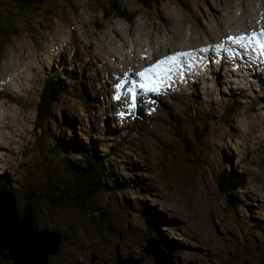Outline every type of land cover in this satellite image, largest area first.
<instances>
[{
  "label": "rangeland",
  "instance_id": "374dc122",
  "mask_svg": "<svg viewBox=\"0 0 264 264\" xmlns=\"http://www.w3.org/2000/svg\"><path fill=\"white\" fill-rule=\"evenodd\" d=\"M223 1L227 3V0H165L147 9L142 5L144 0H120L130 19L136 16L130 23L121 18L105 16V10L108 15L112 11L109 6L112 0H54L48 4L45 2L38 14L17 10L10 2L0 0V70L6 62L18 60L24 51L41 53L37 67L39 71L34 69L32 73V69L28 68L29 73L25 74L28 77L23 78L25 86L13 89V93L5 88L1 90V101H5L8 108L4 111V118L8 116L11 120L7 125L0 123V190L3 178L9 185V192L17 198L20 210L32 204L39 229L48 228L64 235L66 242L50 264H118L119 256L123 259L144 258L143 264H156L145 255L143 248L145 239L157 237L156 233L153 234L155 236L150 235L153 232L148 228V222L158 218L167 222L164 224L174 223L173 228L168 229V235L186 247L180 255L172 258L175 264H264V231H254L257 229L255 220L264 225V109L260 106L264 101H260L261 97H251L245 101L242 96L224 91L227 96L216 94L215 101L200 103L195 100L197 104L191 106L197 95L206 100L203 89L197 95H192L188 90L193 83L187 82L184 92L173 83L170 91L161 95L162 99L152 98L156 103L152 107H145V117L149 121L143 125L140 121L134 124L135 118L129 119L131 115L126 113L123 116L116 113L114 116L110 107L114 110L119 107L112 105L113 98L107 97L108 90L105 102L96 101L90 109H85L82 102L67 96L65 104L68 102L73 108L80 109L79 113L74 111V117L87 134H92L98 143L105 140V144L111 148L124 143L120 154L129 150L133 152L131 171L143 177L147 186H144L145 191L151 196L122 192L112 186L108 190L106 187L110 181L105 177L102 184L105 185L104 191L81 204L74 186L77 177H65L66 180L59 176L62 171L55 168L52 158L47 159L44 155L45 148H52L51 141L47 140L50 134L46 133L45 137L44 129L36 130L37 109L45 81L48 76L61 71L53 67L60 55L52 54L49 64H42V61H45L47 53L53 52L55 45L52 38L58 36L59 29L65 32L60 35L71 38L72 22L75 17L81 16L82 6L89 22L87 31L77 23L82 38L86 32L114 36L113 33L119 35L127 30L130 38L133 35L138 40L139 28L146 27L150 37L146 39L148 45L143 43L146 42L144 39L140 43L150 49L151 38L155 40L156 32L163 31L158 28L165 29L163 19L171 29L178 27L176 19H182L183 23L194 21L200 28V23L204 25L207 17H212L214 13L221 14L225 5ZM253 4L259 6L260 1L255 0ZM259 7L264 10L263 6ZM114 28L117 30L113 32ZM5 31L10 33L8 37ZM181 36L180 33V39ZM205 37L208 38L206 34ZM166 40L176 39L166 33ZM107 43L104 41L105 45ZM130 44L126 53L134 50ZM66 46L70 47L63 53L66 62L72 60L74 55L77 60L70 67L63 65L62 68L69 67L66 70L68 73L73 76L78 74L82 78L83 68L80 64L85 68V64L94 62L92 58L89 60V55H99L91 49L93 42L87 49L77 44V52L71 50L73 47L70 44ZM117 46L124 48L126 42L119 39ZM145 53L143 47H137L132 58ZM28 54H22V58ZM157 54L164 57L162 53ZM154 57L152 54L142 56L149 59L151 64L156 62ZM108 59L103 57V61ZM109 60L116 62L111 58ZM117 60L120 61L119 68L126 70L128 65L124 63L127 60L119 55ZM202 69L205 70L206 65ZM30 74H35L32 80ZM126 77L130 75L127 73ZM108 79L105 81L101 78V81L107 83L112 93L115 90ZM221 90V86L216 89L217 93ZM251 92L256 93L254 90ZM187 93L190 96L187 97ZM58 115L61 117L60 110ZM112 120L118 124L116 128L114 123L110 124ZM207 127L209 132L205 131ZM198 134L203 139L197 138ZM42 137L46 140H41ZM188 141L190 148L186 145ZM112 164L115 169L124 170L121 164ZM52 170L58 175H51ZM225 171L244 174L248 180L244 188L230 196L232 205L218 186V178ZM25 179L28 180L27 184ZM33 193L40 199L31 198L28 201L27 197ZM76 193L77 200L74 199ZM63 196H67L65 201ZM137 198L145 207L152 209L150 214L140 213L136 207ZM234 207H238L237 211Z\"/></svg>",
  "mask_w": 264,
  "mask_h": 264
},
{
  "label": "bare ground",
  "instance_id": "6f19581e",
  "mask_svg": "<svg viewBox=\"0 0 264 264\" xmlns=\"http://www.w3.org/2000/svg\"><path fill=\"white\" fill-rule=\"evenodd\" d=\"M229 1L230 0H227L226 4L223 1V4L225 5L223 9L221 10L222 12H220L222 16L219 13H214L212 17H207L209 19L205 17L206 22L204 23V25H201L200 23V28L197 27L196 24H194V21H192L193 23L191 22L183 23L182 19H176L175 22L178 25V27H173L171 29L169 28L168 24L165 23L166 22L165 19H163V24L165 26L164 27L165 29H162L161 27H159L158 30L160 29L163 31L162 32L155 31L156 32L155 36L156 35L157 36L155 37V40L151 38L150 41L152 42L150 43L152 44V46L150 49H147V47L143 46L140 43V42H143L142 40L144 39L146 42H143V43L148 45L146 39L147 38L150 39V37L148 33L149 29L146 27L139 28L140 30H139L138 40L133 35H132V38H130L129 37L130 32H127V30H125L126 32L121 31V34L119 35L113 33L114 36L109 33H107V35H103L102 33L99 35H96L94 32H86V33H83L82 36L84 38H82L80 36L81 34L79 33L77 29V25H78L77 23H79L81 25V28L84 29L85 31H87V27L89 24L88 19L84 14L85 8L82 6L81 16L79 18L75 17L74 18L75 21L72 22L73 24L71 27L72 30L70 34L71 38L70 36L68 37L66 35H64L63 37L62 35L65 32L60 29L58 31V36H54L52 38L53 43L55 45L53 49L51 48L53 52L50 51L49 53H47L46 59L45 61H42V64H45L47 62L49 64L51 61L52 54H58L60 55V57L58 58L57 62L55 63L53 67L56 66L58 67V71L59 70L61 71L57 73L55 72V74L52 76H48L45 81L44 87L46 86L47 81L49 79H54L56 83L63 82L64 87L62 85L61 86L63 90H65V93H66L65 96L66 97L71 96L72 99H81V100L86 98L87 108L90 109L93 103H95L96 101L105 102L106 90H108V94H109V96L107 97H112V95L114 94V91L112 93L109 92L108 85L105 82L107 81L106 79L110 78V80L112 81V85L119 82L120 79H127L129 81L131 80L139 81L140 80L139 77L138 78L134 77L132 74H135V76H137L136 75L137 72L142 71L144 68L153 64V63L151 64L149 59L147 60L143 59L142 58L143 55L149 56L150 54H152L153 57L154 55H157L154 57V59L157 61L158 59H163L159 57V54H157V52L162 53V55L166 56V55H171V54H174L180 51L187 52V51H196L200 48H208L209 51L205 53L197 52L198 55H202L203 58L205 59L204 65L199 67L197 62L200 63L201 61L200 60L195 61V67L192 69L185 67V70L183 72L185 74L184 78L181 81L174 82L176 83L177 86L180 85V88H178V90L182 92L185 91L186 83L190 82V83H193V85L189 88L188 91H190L192 95H197V93H200L202 89H203V94L206 93L205 94L206 100L200 99L199 95H197V97H194V102L191 104V106L197 104L195 100L197 101L199 100V102L200 101L202 102L212 101V100L215 101L216 94H219L222 96L226 95L223 93L224 91L227 94H234L237 96H242L245 101L249 100V98L251 97L253 98L261 97L262 99H260V101H264V53H262L259 49V52H257V54L262 55L261 57L263 59L261 60V63L263 64L260 67H258L259 68L258 70L252 69V66L257 67L258 61L255 60L254 58L246 59L245 61H243L241 60L242 58L239 56H231V49L235 46V43L227 39L228 36L248 35L249 33H253L254 31L257 34H259L260 29H261L260 27L264 28V12H262L264 10H261L259 7V6H263L264 8V0H258L260 1L259 6H256L253 4L255 0H232L230 2ZM231 2L233 4H231ZM230 14H232V17L230 16ZM115 30L117 29L114 28L113 32ZM222 31H224L223 35H221ZM60 33L62 35H60ZM166 33H170V35L176 40L174 41L166 40ZM180 33L182 35L181 36L182 39H180L179 37ZM205 34L208 36L209 39L205 37ZM92 36H93V39H92ZM119 39L126 42V47L121 48V49L118 48L117 43ZM129 40H132V41H129ZM260 40H263V39H260ZM104 41L108 42L107 45L104 44ZM92 42H93V46L91 47V49L93 50V53L95 52L96 54L98 53L99 55L98 56L89 55L88 56L89 60L91 61V58H92L94 62H90L91 64L87 63L88 66L85 64V68L79 62L81 68H83L82 78L77 73H76L77 76H73L72 74L68 73V71L66 70L70 67V65L73 64L74 60H77V58L74 55V58L72 60H67L66 62V59H65V56H63V53L67 51V49L70 48V47H67L66 45L70 44V46L73 47L71 48V50L72 51L74 50L77 52V44L79 47H83L87 49V47L91 46ZM129 43L133 45L134 50H132V52L130 53H126L129 50ZM248 43H249L248 40H246L244 42V45H248ZM217 45H219V48H214ZM249 45H252V44H249ZM137 47H143V52L145 53L146 49H147V52L145 54H140L139 56L132 58L133 55L135 54V51H137ZM234 49L237 50V48H234ZM152 50H156V51H152ZM215 51L219 57L217 61L219 62L218 66L220 67L217 69L215 68L216 71L214 72L212 60H213V57L215 56ZM26 52H28L29 54L22 58V56ZM228 53H230V55ZM22 54L19 59L17 58L18 60L13 59L3 64L0 70V119L1 118L3 119V120L1 119L0 123H3L5 125H7L11 119L8 116H6V119L4 118L6 115L4 114V111L8 108L6 106L7 105L6 102L1 101L2 99L1 90L5 88L8 92L13 93L12 91L13 89H17L18 87L25 86L24 85L25 82L23 81V78L26 77L25 76L26 73H29L28 68L32 69V73L34 69L39 71L37 67L39 66V59H40L41 53H39V51L37 52L36 51H32V52L24 51ZM76 54L78 56V53ZM118 55L127 60L126 63H124L125 65H128L126 70L119 68L120 61L118 62L117 60ZM103 57L114 59L116 60V62H113L109 59L103 61ZM233 58H236V60H231ZM22 59H24V61H22ZM110 63L112 65H110ZM184 63L185 65L187 64L186 58H185ZM34 65L35 67L33 68ZM63 65L64 67L65 66H69V67L63 70L62 68ZM205 65H206V69L204 70L202 68L205 67ZM53 67H51L50 69H52ZM208 72H211V75L207 76ZM127 73L130 75L129 78L126 77L125 75ZM50 74L51 73H49L48 75ZM34 75L35 74L29 75L31 80L34 78ZM173 75L176 78L178 77L177 74L175 73ZM72 77L77 78V82L81 83L82 85L78 93L75 92L74 89L71 88L72 84H74V81L71 79ZM101 78L105 81H101ZM93 85L95 86V89L93 88ZM220 86L222 90L220 91V93H217L216 89ZM67 89L69 90L67 91ZM112 89L114 90V88ZM251 90H254V92L256 93L253 94ZM7 91L5 92L7 93ZM167 91H169L168 88L166 89V92ZM103 95L104 97L102 98ZM75 96H78V97L74 98ZM188 96L190 95H188L187 93V97ZM97 98L98 99L100 98V99L98 100ZM152 98H154L155 100H159V99H162V96L161 95L157 96L155 94H144L143 92H139L138 104L134 112H129L126 110L125 101L123 99L121 102L112 99L111 100L113 101L111 102L112 105L117 106L119 108L114 110L110 107V109H111V112L114 113V116L116 113L125 112L126 114L131 115V116H128L129 119L131 117L135 118L134 124L139 123L140 121L143 125H146L149 120L146 118L147 116L145 117V107H152L154 105L153 103H151ZM261 104L263 106L262 105L260 106L264 109V102H262ZM201 106H204V105L201 104ZM76 112L79 113L80 109H77ZM157 115L158 113L156 114V116ZM113 123L114 122L112 120L110 124H113ZM117 125L118 124L114 123L115 128L117 127ZM115 133L118 134V131H116Z\"/></svg>",
  "mask_w": 264,
  "mask_h": 264
},
{
  "label": "trees",
  "instance_id": "16d2710c",
  "mask_svg": "<svg viewBox=\"0 0 264 264\" xmlns=\"http://www.w3.org/2000/svg\"><path fill=\"white\" fill-rule=\"evenodd\" d=\"M4 1L10 2L14 7L16 6L17 10H25V12L34 11L38 14L39 9H42V7L45 6V2L48 4L54 0ZM112 2L113 3H110L109 5L112 8L110 15H108L105 10L106 17L121 18L130 23L134 21L136 16H134L133 19H130L129 14L120 4V0H112ZM162 2H165V0H144V4L142 5L147 9H152L153 6L160 5ZM5 33L6 37L10 34L8 31H5ZM71 79L74 81L71 88L78 93L82 85L77 82V78L72 77ZM61 85L63 86V82L56 83L54 79H49L47 81L37 109L39 115L36 122V130L44 129L43 132L45 137L46 133L50 134V137L47 138V140L51 141L52 148H45L44 155L47 159L52 158V163L55 168H57L58 171H62L59 176L63 178L69 176L77 177L78 180H75L76 184L74 186L78 193V197L81 199L80 203L84 204L85 202L96 198L104 191L105 185L102 184L105 177L110 181L109 186L106 187L108 190L112 186L113 188H118V190L122 192L128 191L135 192L142 196H146L145 194L151 196V193L145 191L147 186H145V180L143 177H140L139 173L137 174L131 171V153L133 152L129 150L126 153L121 152L120 154L119 151L124 143H121L115 148H111L105 144V140L104 142L101 140V143H98V140L95 139L92 134H87L84 127H82L81 124L78 123L77 118L74 117V111H77V109L73 108V105H70L68 102L65 104L64 99L68 98L65 96V90H63ZM77 97L78 96H75L74 98ZM70 99H72L71 96ZM77 100L83 103L85 109H88L86 98ZM58 110H60L61 117L58 115ZM175 130L179 131V129ZM205 131L209 132V127H207ZM196 137L203 139V136L199 134L196 135ZM41 140L46 139L42 137ZM186 145L189 148L191 147L189 141ZM48 148L51 149L49 150ZM128 157L129 160H127ZM113 162L121 164L120 167H123L124 170L121 171V169H115L112 164ZM107 165L110 167L107 168ZM51 175L57 176L58 174L54 173L52 170ZM65 179L67 180V178ZM1 180V184L3 185L1 186V190L9 191V185L6 184L7 181L3 178ZM138 181L140 183H137ZM247 181V177L244 174L239 175L238 173H229L228 171H225L224 174H221L218 178V186L221 194L226 196V199H229L230 201V196L235 195L237 190L244 188L248 183ZM25 183H28L27 179H25ZM26 184L23 185L25 186ZM57 190L60 191L59 189ZM77 193L76 197H74L75 200H77ZM34 194L37 196L36 193ZM37 197L40 199V196ZM28 198L29 197H27V200ZM137 202L138 205L136 207L140 210L141 214H150L151 208L145 207L141 201H139V198H137ZM237 209L238 207L236 209L234 207L235 211H237ZM164 223L167 222L159 218L149 221L148 228L153 232L150 235L155 236L153 234H157V237L155 238L162 243L163 249L166 250V253L169 256L175 257L180 255V253L186 250V247H183V245L171 239L168 235V229H172L174 223L172 225ZM255 223L257 229H254V231L256 233H262L264 231L263 223L258 220H255Z\"/></svg>",
  "mask_w": 264,
  "mask_h": 264
},
{
  "label": "water",
  "instance_id": "95a60500",
  "mask_svg": "<svg viewBox=\"0 0 264 264\" xmlns=\"http://www.w3.org/2000/svg\"><path fill=\"white\" fill-rule=\"evenodd\" d=\"M31 198L38 199L34 193L29 196L28 201ZM62 198L65 201L67 196ZM23 209H19L17 198L13 194L0 190V264H50L51 259L60 253L65 237L48 228L39 229L32 204ZM144 242L145 255L156 264H175L173 257L166 253L158 239L148 238ZM143 262L144 258H118V264Z\"/></svg>",
  "mask_w": 264,
  "mask_h": 264
},
{
  "label": "snow or ice",
  "instance_id": "6c2138e0",
  "mask_svg": "<svg viewBox=\"0 0 264 264\" xmlns=\"http://www.w3.org/2000/svg\"><path fill=\"white\" fill-rule=\"evenodd\" d=\"M260 35H264V28L260 29ZM256 36L257 33L254 31L251 39L255 40L260 51L264 53V40L257 39ZM227 39L243 46L244 42L250 38L247 35H240L228 36ZM207 51H209L208 48H200L196 51H180L172 55H166L163 59H158L154 64L137 72L136 75L140 77L139 81L120 79L119 82L112 86L115 90L112 98L116 101L123 99L126 110L134 112L137 108L139 92L157 96L162 95L167 88L171 87L174 73L182 76L185 67L192 69L195 67V61L203 60V56L198 55L197 52L205 53ZM185 58L187 59L186 65L184 63ZM151 103L154 104L156 101L152 100ZM119 115L123 116L125 112H119Z\"/></svg>",
  "mask_w": 264,
  "mask_h": 264
},
{
  "label": "flooded vegetation",
  "instance_id": "af4514ba",
  "mask_svg": "<svg viewBox=\"0 0 264 264\" xmlns=\"http://www.w3.org/2000/svg\"><path fill=\"white\" fill-rule=\"evenodd\" d=\"M66 242V241H65Z\"/></svg>",
  "mask_w": 264,
  "mask_h": 264
}]
</instances>
